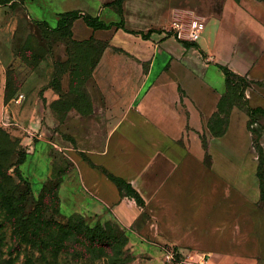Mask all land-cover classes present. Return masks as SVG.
<instances>
[{"label":"rangeland","instance_id":"rangeland-1","mask_svg":"<svg viewBox=\"0 0 264 264\" xmlns=\"http://www.w3.org/2000/svg\"><path fill=\"white\" fill-rule=\"evenodd\" d=\"M68 12L107 29L54 31ZM206 65L237 77L220 87ZM218 202L222 245L264 264V0H0V264H171L188 232L185 257L218 264Z\"/></svg>","mask_w":264,"mask_h":264},{"label":"crops","instance_id":"crops-1","mask_svg":"<svg viewBox=\"0 0 264 264\" xmlns=\"http://www.w3.org/2000/svg\"><path fill=\"white\" fill-rule=\"evenodd\" d=\"M242 7H239L238 9L240 11L243 10V6L244 8H248L251 7L250 3L247 2H241ZM239 17V16H237ZM236 17V21L237 23H241L240 19L237 20ZM56 18V25L59 21V17H55ZM242 24V23H241ZM55 28V27H54ZM73 33H74V38L76 40H87L88 38L92 37L93 33L95 31L98 30H93L89 27H87L86 25H84V22L82 19H77L74 23H73ZM165 51L167 52L168 57L172 60L171 64H173V62L175 64H181V63H187L188 62V55L187 52L190 51L192 49V47H186L183 43H181L180 41L176 40V37H172V39H168L167 42L165 43ZM212 65V64H211ZM206 68H209L207 73H208V77H210L212 79L213 76H211L212 74L215 75L217 77V82L220 85H225V75L220 71L217 70V68L215 69L214 67L210 66V65H206ZM215 69V71H214ZM180 71L177 70L176 65H171L170 67V75L174 76L175 78H180V75L178 74ZM211 79H209L210 81H212ZM210 88H213L212 86H209ZM175 100H178L179 103H181V98L177 95V97L175 98ZM213 108H207L206 111H210ZM186 128V123L181 125L179 124V129H180V133L182 134L185 131ZM156 159H160V157H157V155H155ZM154 172L155 174L158 172V180L160 182V180H162V178H166L167 177V173H168V169H167V165L164 163H155L154 165ZM157 175V174H156ZM128 184L131 185L130 181H127ZM132 187V186H131ZM198 203L194 202L191 204L192 207H196ZM199 204H208L206 202L204 203H199ZM211 205V204H210ZM212 207L214 208V210L212 212L209 213V217H210V222L209 225H214V227L210 228L208 225L205 227V231H204V237H206L208 239V245L210 247H212L213 249V253H214V249H216V247L218 246L220 249L219 251L223 253L224 255V260L222 261L221 259L219 260L218 264H241V261L239 259L238 256L244 255L251 257L252 255V251L247 248H226L223 244L222 245V240H226L228 238H231V233L228 232L225 228H223L221 225L224 222V218L225 216L222 215V205L221 203H213ZM238 219L237 217H234V222L238 223ZM203 233V232H202ZM169 239H173V240H186L187 243H184V245H182L183 250H178L180 252L179 255L185 257L187 255V250L186 248L188 247H195L196 246V241L200 240V236H198V233L195 232H188V234L181 236V234H179L178 236L174 235L173 236H169ZM224 246V247H222ZM201 256H199L200 258ZM246 264V261H244ZM213 264H216L215 261Z\"/></svg>","mask_w":264,"mask_h":264},{"label":"trees","instance_id":"trees-1","mask_svg":"<svg viewBox=\"0 0 264 264\" xmlns=\"http://www.w3.org/2000/svg\"><path fill=\"white\" fill-rule=\"evenodd\" d=\"M77 19H82L83 22H85L87 24L86 26L93 29V30L107 29V27L104 23H99L98 21L95 22V21L89 20L87 17L83 18L80 15H76L74 13L68 12V13L61 14L59 16V21H58L56 27L54 28L55 29L54 31L58 32V31L63 30L64 28H66V29L72 28L73 23ZM89 22H92L93 24H90ZM221 70L226 76V83L228 82L227 80L229 77H231V78L237 77L236 75L231 73L226 68H221ZM118 186L120 188V192H122L125 197L134 198V199L138 198V196L135 194V191H133V189L131 188L130 184L126 183L123 180H120V181H118Z\"/></svg>","mask_w":264,"mask_h":264},{"label":"built area","instance_id":"built-area-1","mask_svg":"<svg viewBox=\"0 0 264 264\" xmlns=\"http://www.w3.org/2000/svg\"><path fill=\"white\" fill-rule=\"evenodd\" d=\"M181 26L177 23H173L172 29L175 32L180 31ZM203 33V25L197 23L196 25H193L189 31V38L191 41L196 42L200 39L201 35ZM180 34V33H179ZM164 261L171 263V264H204L205 257L201 256L199 259H194L193 257H185L182 258L177 251H168L164 253Z\"/></svg>","mask_w":264,"mask_h":264}]
</instances>
